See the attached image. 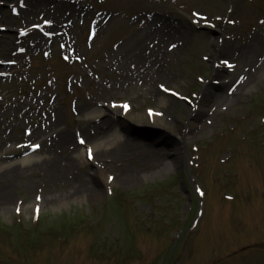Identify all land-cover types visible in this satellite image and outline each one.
<instances>
[{"label":"rangeland","instance_id":"374dc122","mask_svg":"<svg viewBox=\"0 0 264 264\" xmlns=\"http://www.w3.org/2000/svg\"><path fill=\"white\" fill-rule=\"evenodd\" d=\"M0 3L7 30H0L1 166L20 160L27 136L37 131L29 141L39 146L36 159L82 157L84 165L69 174L104 186L86 202L71 195L67 181L49 185L39 164L0 178V264H164L188 224L174 264H264V67L235 91L264 58V0ZM77 11L82 18L74 22ZM193 12L212 27L193 23ZM220 93L228 99L214 97ZM122 102L132 124L118 126L120 134L99 131L92 109ZM163 102L173 105L167 110ZM86 105L92 108L81 112ZM149 110L159 113L155 125ZM61 132L71 135L68 152L57 144L49 154L50 137ZM118 135L153 151V142H164L156 147L166 165L143 176L137 169L145 154L138 151L125 163L113 152L96 156L95 143L114 148ZM178 145L181 163L173 167L174 150L165 148Z\"/></svg>","mask_w":264,"mask_h":264},{"label":"bare ground","instance_id":"6f19581e","mask_svg":"<svg viewBox=\"0 0 264 264\" xmlns=\"http://www.w3.org/2000/svg\"><path fill=\"white\" fill-rule=\"evenodd\" d=\"M57 13H61L59 10ZM60 16V15H59ZM71 16L73 17L74 22H76L78 19L82 18V13H79L77 11V13L75 14H71ZM59 19V17H58ZM57 19V20H58ZM62 23H66V22H62ZM59 24V22H58ZM60 25H64V24H60ZM170 34H173L172 32H170ZM153 36H155V33L153 34ZM42 41L44 40L43 38L41 39ZM122 49V48H121ZM258 53H256L257 55ZM261 54V52L259 53V55ZM262 67H264V58L258 59L257 63L254 65V67H249L247 71L244 72V74L242 75L243 78L242 80L239 79V85L238 88L235 90L236 92L240 91L241 88H247L249 85V82H251L252 78H254V74L258 73V70L262 69ZM218 99H223V100H227L228 99V95L227 96H223L221 93L218 96H214ZM173 105V103H169V102H163L161 104V106H165L167 108V110H169V107H171ZM160 106V107H161ZM86 107V108H85ZM92 108V107H91ZM89 106H82L80 107V111L82 112V110H89L91 109ZM76 110V109H75ZM78 111V108L77 110ZM156 113L153 111V118L152 121L153 123L155 122V118H157ZM121 114L120 111H118L116 108L114 109H108L105 107H102V109H100L99 111H97L96 109H92V111L89 113V118H96L99 120H102V123H100V128L98 129L99 131H102L103 127H105V131L106 130H113V128H117L116 124H115V119ZM195 118H198L199 115H195ZM91 119V120H92ZM200 119V118H198ZM53 125V124H51ZM92 127L93 124H88L87 126H85V128H83V133L82 134H86V131H92ZM114 129V130H115ZM50 129L48 128L47 130H40L44 133H47ZM116 132L119 133V131L116 129ZM37 131H34V133H36ZM34 133H32L29 137L27 138V141L30 140L34 135ZM120 134V133H119ZM39 135H42V133L40 132ZM59 135H54L52 137H50L53 142L51 143L52 145H48L49 147H47V149L49 150V154L52 152H55L58 148L57 144H64L67 141L70 140L71 135L69 136L68 134H66L65 132ZM122 140H120V139ZM112 142H115L114 144V148H108L106 144H101L99 145L98 143L94 144V147L92 148L93 151L96 153L98 151H104L102 152L103 155L104 154H109L112 153L111 157L112 159H114V157L117 156L118 161H121L123 163H125L127 160H131L134 159L135 151H138V156H142L145 154L144 158L142 160H140V165L138 167V173L140 175L145 176V174L149 173L153 168H155V166L158 165H166V163H163L162 158L160 157V153L157 150L156 144H160V145H165V143H158V142H153L151 145H154L155 148L153 151L151 150L150 146L149 148L144 147V145L146 146L147 144L144 143H139L136 141H130L128 139H124L123 136H115L114 139L111 140ZM159 145V146H160ZM3 147L2 144H0V149ZM68 145L64 144V148H62L60 151H62V153L68 152L67 151ZM180 146H176V147H172L170 149L165 148V150H168L167 153H169L170 151H173V153H170V162L173 165V167L180 165L181 163V159H180V153H179V149ZM29 148L25 147L23 148V153L24 155L22 156V158L16 162H11L2 165V157L0 156V178H10V176L14 175L16 177V175L18 174L19 171L22 170H26L29 169V167H32L36 164H39L42 168L45 169V174L49 176V180H48V184L51 185L52 187H55L56 184L60 185V186H66V181L68 183H70L72 185L71 189V195L76 197L81 196V199L83 201L87 200H91V199H96L98 197V195H100L102 192V188L100 187L102 184L100 183V181L98 179H94V180H89L87 178H78V177H74V175H70V169L73 170V166H81L84 165V162L82 160V157L78 158L77 161L71 162L69 159V156L71 154H65V157H60L57 156L56 154H50L47 155L44 159H36L35 156L31 155L32 153H30V151H28ZM59 151V150H58ZM52 155V156H51ZM97 156V153H96ZM96 159V157H94V160ZM97 160V159H96ZM163 165V166H164ZM79 166V167H80ZM136 173V172H135ZM136 176V174L134 175ZM133 176V177H134ZM93 183L95 184L93 187ZM99 185V186H98ZM103 186V185H102ZM101 189H100V188ZM104 187V186H103ZM9 197V195L3 194L2 195V200H4V202H6L7 198ZM61 198V199H59ZM59 200H67V197H58ZM44 201V199H43ZM56 201V200H53Z\"/></svg>","mask_w":264,"mask_h":264},{"label":"snow or ice","instance_id":"6c2138e0","mask_svg":"<svg viewBox=\"0 0 264 264\" xmlns=\"http://www.w3.org/2000/svg\"><path fill=\"white\" fill-rule=\"evenodd\" d=\"M13 12H15V9H13ZM192 15H193L194 17H197V18H198L197 20H194L193 23H197V22H199V21H203V22L205 23V25H207V26H209V27H212V25L209 24V22L207 21L206 17L203 16L201 13L193 12ZM216 19L219 20L220 17L217 16ZM228 22H229V23H234V21H232V20H229ZM49 23H50V22H49ZM261 23H264V21H261ZM170 47H175V45H171ZM67 58H68V57H65V59H67ZM223 63L226 64L229 68L232 67V65L229 64L228 61H226V60L223 61ZM237 83H239V81H237ZM161 87L163 88V85H161ZM164 91L167 92V91H169V90H168V89H164ZM172 95H177V96H178L179 94L173 92ZM185 99H186V98H185ZM113 107H117V106H116V105H113ZM119 107L122 108V109H125V110H126V109L128 108V105L124 104V105H120ZM149 112H150V114H152V113H151V110H149ZM156 115H159V113H156ZM79 143H80V144H84V140H83V139H80V140H79ZM32 147H33V148H37V147H39V146H38V145H32ZM87 157H88L89 160L93 159V156H92V150H91V149H88V150H87ZM108 179L111 180L112 177H109ZM197 192L200 193L201 195L203 194L202 192H200V189H197ZM35 199H36L37 201H39V200H40V197L37 196ZM17 211H19V208H17ZM34 212L38 215V213H39V205H38V204H37V206L35 207ZM34 218H35V216H34Z\"/></svg>","mask_w":264,"mask_h":264}]
</instances>
